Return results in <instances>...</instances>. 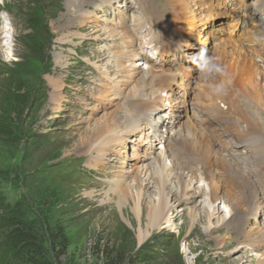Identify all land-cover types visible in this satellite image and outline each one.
Masks as SVG:
<instances>
[{
    "label": "rangeland",
    "instance_id": "374dc122",
    "mask_svg": "<svg viewBox=\"0 0 264 264\" xmlns=\"http://www.w3.org/2000/svg\"><path fill=\"white\" fill-rule=\"evenodd\" d=\"M107 1L118 0H0V7L12 9V14L3 10L6 15L0 18V109L10 104L11 98L16 101L14 106L10 105L14 110L11 117H15L12 120L13 134L9 137L0 134V173L2 174H0V194L11 205L10 213L14 211L13 214L23 221L26 228L36 230L47 250L49 247L46 241L48 237L46 229L54 224H61L68 241L65 254L61 257L64 263L102 264L101 251L104 249V252L108 251L112 254L122 252L124 262L142 253L144 261L141 264H236L238 262L257 264L258 258H253L259 252L264 253V237L262 236L264 220L257 216V222L250 218L245 220L243 217L242 226L238 232L227 223L219 230L221 235H226L221 240H215L208 231H205V226L201 223L196 226L197 228L194 226L190 234H188L191 231L189 226L181 227L180 223L190 208L201 209L208 201V190L203 183L197 186L199 193L189 196L188 199L178 200L173 194L169 199L167 221L161 223L162 226L159 225L155 230H149L141 242L137 237L138 227L133 215L129 213L122 217L114 196L104 201L107 197L104 199L103 192L114 185L113 179L128 176V173L124 172L131 165L128 160L134 159L132 161L134 166L140 169L141 165L150 161L148 157L153 155H149L145 150L142 155H146V160L143 157L141 160L135 159L137 156L131 155L136 151H133L129 145L124 150L125 157H122V152L114 151L103 164L94 167L92 162L88 161L89 157L81 154L84 153L82 149L76 151L74 148L85 133H90L89 128L98 121L100 116L115 111V116H118L119 120L123 119V122L129 117L127 112L122 113L123 109H121L126 101L124 96L113 100L106 108L98 106V103H102L100 98H114L113 95L108 97L102 93V91H108L107 80L98 83L102 75L107 73L105 69L112 68L109 64V56L112 53L104 49L103 41L111 42L118 38L116 36H112V39L106 38L112 27L115 30H126L128 20L130 21L128 13L132 6L122 0H119L122 6L118 3L109 6L105 4ZM148 1L155 11H160L165 6L173 9L169 0H166V5L164 0H158V3H156L157 0ZM189 1L194 4V0ZM258 1L261 2V0ZM255 2L256 6H254ZM219 3L222 7L225 5L224 0H220ZM186 4L188 7L189 3ZM228 4L231 8L238 6L239 1L228 0ZM243 5L247 11L255 14L259 37H264V5L257 0H244ZM259 6L261 7L258 11ZM215 9L216 7L211 9V17L217 16ZM189 10L193 12L184 20L185 26L190 22L195 23L196 19L202 16L205 17L203 10V15L193 6L187 8V12ZM175 12L177 13L176 10ZM81 13L85 14V18L79 17ZM176 18L180 22L178 14ZM116 21L119 24L115 23ZM81 25L82 27H79ZM192 28L196 29V27ZM188 30L191 32L190 29ZM199 35L197 33L196 38L201 39ZM185 42L190 50H196L194 39ZM158 45L161 46L160 43ZM245 49V62L238 64L235 68H229L227 75L223 72L219 75L211 73L206 76L209 89L200 103L201 113L205 114L209 95L217 85H221L223 89L217 98L229 107L231 116H238L235 113L236 99L243 96L258 101L257 111L262 112L260 104L264 100L262 95L264 93V83H262L264 82V46L257 43ZM236 58L234 59L236 61L240 59ZM176 59L184 62L180 57ZM252 59H255V62ZM234 60L227 65L233 67ZM169 62L171 65H176L168 61V64L153 65L150 70L157 72L160 69H169ZM150 70L146 71L145 75L149 74ZM182 70L184 69L181 68ZM139 71L133 73L127 80L129 84L124 86L122 85L123 77L117 76L116 81L124 95L127 92L133 94L136 84L132 81L141 74ZM241 71H245V74ZM234 74L237 85L231 79ZM185 75L196 79V75L191 71L185 70ZM245 76L247 79L244 78ZM242 82L248 85H243ZM255 82L259 84L258 87ZM168 86L170 83L166 85ZM131 87H134L133 92L129 90ZM155 89L149 88L146 95L153 96ZM215 104L217 105L216 102ZM11 117L7 114L1 116L5 121ZM2 120H0V127L7 126V123ZM231 120L234 121V118L232 117ZM234 124L233 127L239 131L245 128L242 120ZM222 126L224 129L220 126L213 130L200 129L202 135L208 136H206L207 140L204 138V141L210 140L215 134L221 140V135L214 133L215 130L222 131L223 135L230 139V130L223 124ZM135 132H130L128 137L136 136ZM181 132L183 136L180 135ZM187 133L188 131L181 128L177 133L178 138L177 136L174 138V143H177L175 154L180 153L179 157L169 156L174 163L182 166L187 174L186 178L194 185L198 176L197 170L202 162L198 164V159L192 162L191 154L182 145L190 144L186 141ZM139 136L137 137L140 139ZM176 139H181L182 144ZM262 139L264 145V136ZM216 145L221 152L228 154L237 163L236 158L241 156L244 159V164H238L244 170L246 169L247 175L251 176V180L248 179L250 184L248 183L245 194L251 195L257 192L252 201L247 203V208L250 210L258 198H264V192H262L264 190V173H262L264 172V146L256 147V149L241 146L240 152L236 153L235 148L223 144L220 146L217 143ZM157 150H159L158 147L156 152ZM128 153H131L130 159L126 158V156L129 157ZM185 157L190 159L185 160ZM122 161L125 166L122 172H117L118 166L123 165ZM256 164L257 168H255ZM204 168H201V171ZM217 168L213 165L210 167L212 171L206 169L208 173L213 172L215 176L218 172ZM222 172H226L225 169H222ZM203 176L202 174L198 180H202ZM228 182V180L225 181L226 184ZM148 190L151 191V189ZM215 206L217 213L211 221L217 224L222 218L226 220L227 216L221 200ZM112 210L117 213L115 220H112V216L107 213ZM252 213L254 215V212ZM256 213L258 214L259 211ZM208 223L206 222L207 225ZM142 229L145 231V223ZM247 230L251 231H249L250 238L243 239V233ZM259 233H262L259 235L260 238ZM222 241L227 244L222 246ZM241 243L247 246H239ZM259 244L262 245L261 248H258ZM48 252L49 257L54 260L53 253L50 250ZM242 256L241 261L239 257Z\"/></svg>",
    "mask_w": 264,
    "mask_h": 264
},
{
    "label": "bare ground",
    "instance_id": "6f19581e",
    "mask_svg": "<svg viewBox=\"0 0 264 264\" xmlns=\"http://www.w3.org/2000/svg\"><path fill=\"white\" fill-rule=\"evenodd\" d=\"M130 1L132 2L131 15L136 18V25L138 26V28H142V26L144 24L143 15L140 12H138V15H137L136 12L134 11V8L137 5H139V3L137 0H130ZM198 1L199 0H194V4L197 5V7L199 8V12H201V14H202L203 9L199 5ZM238 1L241 5L240 10L243 12L244 11V6H243L244 0H238ZM107 2H109V1H107ZM117 2L120 3L119 0ZM169 2L171 3L172 8L177 11L176 14L179 15V19L181 18V12H180L181 8L180 7L183 6L184 8L187 9V8H190V6L191 7L193 6V8H196V6L193 4V2H191L189 0H169ZM257 2L262 3L264 5V0H261V2H259L257 0ZM109 3H112V2L110 1ZM186 3H189L188 7H186L187 6ZM202 5L204 7H208L209 3H206V6H205V2L202 0ZM99 6L101 7V5H99ZM80 16H81V18H85L84 13H81L79 15V17ZM115 23H118V21H116ZM79 27H82V25ZM185 27L187 28V30L188 29L191 30V33L193 36L194 35L193 32L195 30H193L192 27H196V25L193 22H190L189 25L186 24ZM127 34L128 33L126 30H122V29L121 30L120 29L115 30L112 27L110 34L108 36L106 35L107 36L106 38L112 39V36H116L118 38L119 37L126 38ZM121 35H125V36H121ZM180 36H177L174 41H172L169 45H167V49H172V46H174V45L177 46L179 43L182 44L183 40L181 39ZM208 36L209 35H208L207 31L203 30L202 31V37H204V39L206 41L208 40ZM118 38H116V39H118ZM214 40L215 39H213L212 41H214ZM207 48L209 49V51H212V48L210 46H208ZM219 48L221 49V47H219ZM243 54L245 55V52ZM257 58H258V55H257ZM248 60L250 61V59H248ZM234 61L236 62V60H234ZM247 65H249V64H247ZM135 66H137V64H135ZM149 68H151L150 65H149ZM149 68H142L139 71L141 74H140V77L138 78L137 84L135 85L136 87L135 88L131 87L129 89V90H131V92H133V88H134V92H133V94H131L130 92H127L126 100L137 96L138 91H140L142 93V95L146 94V91L143 89V85H142V83L145 81L144 80L145 78H142V76L145 75L146 70ZM236 69H238V68H236ZM243 69H245V68H243ZM160 70H162V69H160ZM165 70H168V69H165ZM241 72H243V71H241ZM249 72H251V71H249ZM238 75H241V74L238 73ZM249 75H248V77H249ZM252 75H255V74H252ZM234 76H235V74H234ZM246 76L244 78L247 79ZM257 79H259V78H257ZM127 80H129V79H127ZM253 81H255V80H253ZM245 82L244 83L242 82L243 85L244 84L248 85V83H245ZM258 82H259V80H258ZM167 84H168L167 82H163L162 87L167 88L166 87ZM255 84L257 85V82H255ZM170 85H171V83H170ZM258 86H259V84L257 85V87ZM253 89H252V91H253ZM255 91H257V90L255 89ZM102 93L106 94V95H108V97H110L109 92L102 91ZM253 93H254V91H253ZM255 94H256V92H255ZM262 95H264V93ZM155 98H157V96H155ZM260 98L262 99V97H260ZM237 105L241 110H244L246 108L254 109L256 107V102L251 100V99H244L241 103H238ZM126 107H127V101L124 102V108H122V109L126 110ZM133 110H134V108H133ZM212 111L213 112H219L222 110L216 104H214L212 107V110L210 112H212ZM126 114L129 115V117L125 121V123L123 122V119L119 120L118 116H115L116 115L115 111H112L111 113H108V114L106 113L104 116L103 115L100 116L98 121L93 126H91L89 128L90 133H85V135L79 141V143L74 146L75 150L77 151V150L82 149L81 151L84 153H81V154L89 157L88 161L92 162V164H93L92 166H94V167H97L100 164H103L104 161H106V159L110 155H112V153L114 151L115 152H122V157H125L124 156V150L126 149V147H129L128 139L133 141V138L130 139L128 137V134L130 132L136 131L134 134L137 137L140 135V132H142L141 135L145 132L144 119L141 118L139 112H137V111L132 112L131 111L130 113L127 112ZM230 114L231 113L229 112V110H224L223 121L227 124H230V122H231V115ZM139 116H140V118H138ZM237 119H240V120L243 119V122H245V125H246V130L243 132L242 130L239 131L235 128L231 129L230 130L231 138L228 139V145L233 146L235 148L236 153L240 152L239 148L241 146L253 147L255 149H256V147H263L264 146L263 142L260 139L262 136H264V133L262 130V129H264V116L261 115L260 113L255 112V111H252V112L244 111L241 115H239L237 117ZM165 133L168 134L167 139H170L172 137V133H169L168 131H166ZM180 135L183 136V133L181 132ZM186 136L188 137V140H190V141H192L193 138L197 139V142L194 144L195 148L194 147L190 148L189 154L196 155L197 152L198 153L201 152L203 154L204 158H206L205 161H207V162H209L210 159L212 158L211 162H210L212 167H213V165H216L218 167L217 168L218 172L215 174V176H213L214 175L213 172H212V174L204 175L203 172L202 171L200 172V170L198 169L197 170V175H198L197 180L194 183V185L191 184V182L186 178L185 175H187V174L184 172L182 166L174 163V160H172L171 157H173L174 155H172L171 157L169 156V154L171 152V146L169 147L168 151L166 152V150L164 148V141H162L161 142L162 148L157 150V152L155 151L154 152L155 155L153 154L151 157H148V159L150 158V161L145 162L143 165H141L140 169H139V167L134 166V162H132V161H134V159H130L131 153L130 154L128 153L129 157L126 156V158L130 159V160H128V163H130L131 165L129 166L128 170L124 171V172L128 173V176L126 178L118 177L116 179H113L114 185L109 186L108 189H106L103 192L104 199L107 197L106 200H104V201L110 200V197H112V196H114V198L116 197L115 198L116 199V206L119 208L122 217L129 215V213H131L133 215V217L135 218V221L137 223L138 228L136 231H137L138 240L140 242H141V240H143L147 236V233L149 230H155L156 228L159 227V225H161V223H164L167 221L168 211L170 208L169 199H170V197H172L173 194L177 197L178 200H185V198L188 199L189 196H191V195L193 196V195L199 193L197 186L198 185L201 186L202 185L201 183L205 184V188L208 190L207 191L208 201L206 203H204L203 208H201V209H197L195 207L190 208V211L188 213H186V215H185L186 219L184 218L181 221V223H180L181 227L184 228V226H187V227L189 226L191 231L188 234L192 233L194 226L196 227L197 225H199V223H201L205 226V231H208L215 240H217V239L221 240L223 238V236L225 235V234L221 235L219 233L220 232L219 230L222 227H225L228 223L229 227L234 228L235 231L238 232V230L242 226L244 215L250 211L251 212V218H254L258 215L256 213V211H259V209L262 207V204L264 202V198H261V199L258 198L257 202H259V204L257 207L254 206L253 208H250V210H248V208H247V203L252 201V199L254 198L255 194H257V192H255V193L252 192L253 194H251V195L245 194V190H246L247 185L249 183L248 179L251 180V176L247 175V173L245 172L246 169L244 170V168L241 165H239L240 163L244 164V162H243L244 159H242L241 156L239 158H236L238 160V163H239L238 164L235 159L230 157L225 152H223V151L221 152V150L218 149L216 143L220 144V146H222V144L225 146H228L225 142L221 143V141L211 140L212 141V148H211V147H208L207 143H203L204 141L201 140L202 135H200L197 131H194V132H192ZM139 137H141V136H139ZM177 138H178V136H177ZM140 140H142V137L140 138ZM144 140H147V139H144ZM179 140H181V139H179ZM179 140H177V141H179ZM215 141H216V143H215ZM140 142L142 143V141H140ZM186 143H188V142H186ZM84 148H86V149H84ZM180 148H181V146H180ZM133 151H135V150H133ZM144 152H145V150L140 152V153L138 151H136L131 156L132 157L137 156L135 159L139 158L140 160L143 157V159L146 160V158H147L146 155H142ZM111 157L113 159H115L114 156H111ZM185 158L187 159L188 157H185ZM189 159H187V160H189ZM117 161H118V159H117ZM122 162H123V165L121 164V166H118L119 170H117V172H122V169L125 166L124 161H122ZM125 164H127V163H125ZM205 166L207 169H210V167L207 164H205ZM245 166H246V164H245ZM185 167H187V166H185ZM257 167L258 166L256 164L255 168H257ZM193 168H194V166H193ZM222 169H225L226 173L229 175V177H231V180L227 184L225 183V181H226L225 178L223 176L222 177L220 176ZM210 170L212 171L213 169H210ZM129 173H132V175H129ZM262 173H264V172L262 171ZM201 174H203L205 176V179L199 181L198 179H200ZM110 184H112V183H110ZM199 188H201V187H199ZM148 189H151V191H149ZM109 193H110V195H109ZM220 200L223 203V207H224V211L226 212L227 219L225 220V218H222L219 221V223L215 224L214 222L211 221V218H215L216 213H217V209H216L215 205ZM113 210L107 211V213L110 216H112V220H115L117 213ZM252 212H254V215ZM184 220H186V221H184ZM245 220H246V218H245ZM206 222H209L208 225L206 224ZM144 223H145V229H144L145 231H143V229H142V225H144ZM226 228H228V227H226ZM249 231L247 230L245 233H243V239L244 238L245 239L250 238V232L251 231L250 232ZM262 233H263V235H262ZM262 233L261 234L259 233L258 236L262 235L264 237V232H262ZM255 237H256V235H255ZM259 238H260V236H259ZM259 238H257V239H259ZM226 244H227V242H225V241H222V243H221L222 246H224ZM239 246H247V244L241 243ZM259 247L261 248L262 245L259 244L258 248ZM239 258L241 261L243 260V256L239 257ZM257 258H258L257 264H264V253L259 252V254L256 255L253 259H257ZM236 264H242V263L238 262Z\"/></svg>",
    "mask_w": 264,
    "mask_h": 264
},
{
    "label": "trees",
    "instance_id": "16d2710c",
    "mask_svg": "<svg viewBox=\"0 0 264 264\" xmlns=\"http://www.w3.org/2000/svg\"><path fill=\"white\" fill-rule=\"evenodd\" d=\"M6 9L12 11L10 8ZM11 104L12 106L16 104L14 98L10 99V104H7V107L0 109L2 111L0 112V120H2V114H7L10 117L11 114H14ZM11 118L6 121L5 119L2 120L7 123V126L1 125V135L9 137L13 134L12 120L15 117ZM11 209L12 207L7 203L6 198L0 194V264H70L61 260L68 246L61 224H54L46 229L48 230L46 240L48 250L54 255V260H52L47 248L40 240L39 233L32 228H26L23 221L16 214H13L14 211L10 213ZM101 252L102 264H141L144 261L142 253L124 262L122 252L112 254L108 251L104 252V249Z\"/></svg>",
    "mask_w": 264,
    "mask_h": 264
},
{
    "label": "clouds",
    "instance_id": "9594fccd",
    "mask_svg": "<svg viewBox=\"0 0 264 264\" xmlns=\"http://www.w3.org/2000/svg\"><path fill=\"white\" fill-rule=\"evenodd\" d=\"M264 39V37H257V40ZM190 62L201 73L207 76L211 73H223V67L217 62V58L210 55L206 46L200 47L195 53L189 57ZM222 86L217 85L212 89L213 93L218 94L222 91Z\"/></svg>",
    "mask_w": 264,
    "mask_h": 264
}]
</instances>
